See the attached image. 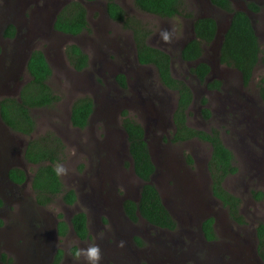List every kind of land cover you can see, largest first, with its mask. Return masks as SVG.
<instances>
[{
	"label": "rangeland",
	"instance_id": "1",
	"mask_svg": "<svg viewBox=\"0 0 264 264\" xmlns=\"http://www.w3.org/2000/svg\"><path fill=\"white\" fill-rule=\"evenodd\" d=\"M71 1L0 0V30L11 22L21 27L23 35L20 40H0V66L9 68L16 50L23 53L24 59L33 49L42 50L53 71L49 85L58 96L53 106L32 110L36 129L31 136L0 123V159H14L19 153L17 164L28 165L31 177L36 166L23 158L24 146L31 139L54 132L64 145L56 163L68 170L60 176L63 187L76 193L73 204H66L60 195L51 204L39 205L31 180L27 187L18 188L17 200L7 202L1 209L0 237L8 242L0 239V255L7 259L6 264H50L59 250L60 264H77L75 252L91 244L101 249L102 264H264L256 238V227L264 222V103L259 90L264 64L256 67L249 84L244 86L237 70L217 63L214 41L206 45L201 60L212 69L207 80L219 79L223 83V90L215 93L205 90L204 84L190 73L194 63L180 56L184 43L193 36L195 18L209 16L226 21L230 14L211 6L208 0H184L178 16L161 18L138 9L134 0H117L129 17L149 29L148 42L171 55L173 75L191 86L194 102L188 124L206 131L217 129L233 152L237 172L225 179L224 186L240 198L244 224L234 222L211 192L207 169L210 144L171 140L178 94L162 85L154 66L138 63L132 31L109 18L106 1L77 0L87 10L88 30L77 36L55 31L56 14ZM241 1L245 0H235L234 8L242 9ZM259 1L258 12L248 10L264 46V0ZM32 19L36 21L35 28L28 29ZM163 30L171 32V42L160 39ZM73 43L89 59L82 71H77L65 54V47ZM119 74L125 76L126 88L117 81ZM11 76L14 86L30 80L24 61ZM233 94L241 105L236 109V105H228ZM84 96L91 97L95 107L88 126L79 129L72 126L70 112L74 101ZM203 98L211 110L208 120L202 116ZM123 111L145 128L156 165L152 180L177 223L174 230L156 227L141 217L131 222L124 214V200L137 201L143 181L133 169L121 123ZM188 155L193 158L191 164ZM259 193L262 198L256 197ZM78 212L87 216L89 237L79 239L71 229L60 236L58 222L63 219L70 224ZM211 216L216 221L217 237L208 241L201 225Z\"/></svg>",
	"mask_w": 264,
	"mask_h": 264
},
{
	"label": "trees",
	"instance_id": "2",
	"mask_svg": "<svg viewBox=\"0 0 264 264\" xmlns=\"http://www.w3.org/2000/svg\"><path fill=\"white\" fill-rule=\"evenodd\" d=\"M105 1L109 18L122 23L126 29L132 31L138 63L154 66L162 85L178 94L173 112L175 130L171 140L182 143L196 139L210 144L211 155L207 169L211 181V192L227 208L229 216L234 222L244 224L245 220L240 213V198L224 186L225 179L237 172L233 152L224 144L217 129L213 128L206 131L191 127L188 124V117L191 114L190 107L194 102V93L184 79L173 75L171 55L164 49L155 47L148 42L149 29L140 20L129 17L117 0ZM210 1L222 12L232 14L230 27L224 34L220 47V64L237 70L241 74L244 85L247 86L256 67L259 64H264V46H261L253 21L246 12L236 10L230 0ZM134 3L143 12L161 18H173L181 13L184 0H134ZM249 9L258 12L259 6L250 3ZM54 29L72 36H77L88 30L87 10L83 4L77 0H72L63 6L54 21ZM192 29L193 36L184 43L181 49V59L185 62L194 63L189 71L199 83L206 84L208 89H220L222 81L219 79H213L206 83L211 72V66L206 61L201 60L204 47L214 41L217 20L209 16L197 17L194 19ZM15 32V27L9 25L5 30V36L14 37ZM65 54L70 64L77 71H82L88 66V56L79 45L69 44L65 47ZM26 69L30 75V80L22 86L18 96L5 97L0 101V117L2 122L12 131L31 136L36 129L32 110L53 106L57 102L58 96L49 85L53 71L42 50L33 49L30 52ZM117 81L122 88L127 87L123 74L117 76ZM259 90L264 103V76L259 81ZM201 104L203 105L202 116L206 120L210 119L211 110L207 107V99L203 98ZM94 107V101L89 96L76 99L70 112L72 126L79 129L86 128L94 112ZM121 115V123L127 135L128 151L134 172L144 182L137 201L132 199L124 201L126 215L132 222H137L141 217L156 227L174 230L177 223L164 204L157 186L152 181L156 166L150 153L145 128L129 117L127 111H123ZM63 149L62 140L54 132L31 139L28 142L24 156L29 164L36 166L31 183L39 205L51 204L60 195L66 204H73L76 201L75 191L72 189L65 190L61 177L54 172ZM187 160L190 164L193 163L192 156L188 155ZM9 174L17 183H22L26 179L25 172L19 168L11 169ZM256 197L262 198V193L257 194ZM61 217L62 215H60ZM214 224L215 218L212 216L207 217L202 222L201 229L208 241H213L217 237ZM57 228L60 236H65L71 229L82 240L89 237L87 216L84 212L75 213L70 219V224L61 219ZM256 238L257 250L264 262V222L259 223L256 227ZM61 257L62 250H59L50 264H60Z\"/></svg>",
	"mask_w": 264,
	"mask_h": 264
},
{
	"label": "flooded vegetation",
	"instance_id": "3",
	"mask_svg": "<svg viewBox=\"0 0 264 264\" xmlns=\"http://www.w3.org/2000/svg\"><path fill=\"white\" fill-rule=\"evenodd\" d=\"M94 1H97V0H94ZM94 1H88V2H94ZM231 2H232V5L234 4V5H236V2H235V0H230ZM244 2V3H243ZM209 3H210V5L211 6H213V7H215V8H217V9H219L218 7H216V6H214L212 3H211V1H209ZM250 3H255V4H257V5H259V6H261L260 4H261V1H259V0H245V1H241V4H243V6L245 7H247L248 9H249V4ZM234 5H233V7H234ZM63 7V6H62ZM62 7L59 9V11L62 9ZM236 7V6H235ZM235 9H238V10H240L239 8H235ZM59 11H58V13H59ZM221 11V10H220ZM57 13V14H58ZM224 14H226V15H228V13H226V12H223ZM56 14V15H57ZM228 19V18H227ZM34 22H36V21H34L33 19H32V22H31V25L29 24V26L27 27L28 29L30 28V27H32V28H35V23ZM217 22L219 23V24H221V25H226V23H227V20L226 21H224V20H221V21H218L217 20ZM13 25L14 27H15V30H16V32H15V36L14 37H8V36H5V30H6V28L9 26V25ZM1 32H0V40L2 39L3 41H5V40H13L14 38H16V39H18V40H20V38H23V35L22 34H20L21 33V27H19L18 26V24H14V23H6L5 25H4V27H3V29L2 30H0ZM28 39H30V38H28ZM28 41V40H27ZM23 42V41H22ZM2 52H3V49H1L0 48V53L2 54ZM29 52V50H26V52H25V55H27V53ZM4 53H5V51H4ZM22 55H23V53L22 52H20L19 50H16V53H14V57H13V59L11 58V65H9V68H3V67H1L0 68V80H2V83H0V101L3 99V98H5V97H14V96H12V94H14L15 96L17 95H19V93H20V90H21V88H22V86L26 83H23V84H21V85H13V84H11V82L12 83H14L11 79L13 78L12 76H11V73H12V71L14 70V69H18V70H20L21 68H22V66H23V61H24V64L26 63V58L24 59L23 57H22ZM29 56V55H28ZM210 74H211V72H210ZM209 74V75H210ZM209 75H208V77H209ZM239 75H240V80H241V82H242V85H244V83H243V80H242V77H241V74L239 73ZM208 77H207V79H208ZM206 79V83L207 82H209L208 80ZM29 81V80H28ZM199 82V81H198ZM20 86V87H19ZM204 88H205V90H207L208 92H217L218 93V91L219 90H223V83H222V85H221V88L220 89H208L207 88V86H206V84H204ZM245 86V85H244ZM238 98H237V95L236 94H233V95H230L229 96V99H228V105H230L231 107H234L235 105H236V107L234 108V109H236V108H239L241 105L240 104H237L238 103ZM0 123H2V120H1V117H0ZM174 123V122H173ZM175 126V125H174ZM175 130V129H174ZM193 140H196V139H193ZM199 141V140H198ZM27 145H28V143L24 146V148H23V151H22V156H23V158L25 159V156H24V153H25V150H26V148H27ZM17 157H18V159H17ZM17 157L16 158H11V157H2V159H0V216H1V209H2V207L5 205V204H7V202H15L16 200H17V193L20 191L18 188H20V187H23V188H25V187H27V185H28V182H29V180H31L32 181V176L31 177H29V172H28V165H27V167L26 166H22L23 165V163L21 164V166H19L17 163V161L18 160H20V156H19V153H17ZM26 161V160H25ZM10 164V165H9ZM7 165H9V169H8V166ZM14 168H19V169H21V170H23L24 172H25V174H26V179H25V181L24 182H22V183H17V182H15L11 177H10V174H9V172H10V170L11 169H14ZM27 170V171H26ZM2 174H4L3 176H2ZM31 186H32V183H31ZM34 190V189H33ZM34 193H35V191H34ZM125 201V200H124ZM124 203V202H123ZM123 211H124V214H125V216L129 219V217L126 215V212H125V210H124V205H123ZM130 221H131V219H129ZM132 222V221H131ZM1 223V222H0ZM0 227H2V224L0 225ZM214 227L216 228V221H215V224H214ZM57 228V227H56ZM167 230V229H166ZM57 231H58V228H57ZM0 239H6V238H4V237H0ZM80 239V238H79ZM6 242H8V239H6ZM54 259V258H53ZM52 259V260H53ZM6 262H7V259L6 260H4L3 259V255H0V264H6Z\"/></svg>",
	"mask_w": 264,
	"mask_h": 264
},
{
	"label": "clouds",
	"instance_id": "4",
	"mask_svg": "<svg viewBox=\"0 0 264 264\" xmlns=\"http://www.w3.org/2000/svg\"><path fill=\"white\" fill-rule=\"evenodd\" d=\"M159 35L164 43H169L172 40V34L168 30L161 31ZM67 171L62 164H58L54 168L57 176L65 175ZM74 259L77 264H81V262L82 264H102V252L98 245L91 244L86 248H79L74 254Z\"/></svg>",
	"mask_w": 264,
	"mask_h": 264
},
{
	"label": "water",
	"instance_id": "5",
	"mask_svg": "<svg viewBox=\"0 0 264 264\" xmlns=\"http://www.w3.org/2000/svg\"><path fill=\"white\" fill-rule=\"evenodd\" d=\"M210 0H208L209 2ZM210 4V3H209ZM244 12H246L249 16H250V11L248 10L247 7H243L242 9H240ZM251 17V16H250ZM56 18V17H55ZM231 18H232V14L229 15L228 19H227V23L226 25H224L225 27H221V24H219L217 22V31H216V35H215V38H214V45L217 49V63L220 64V61H219V53H220V47L222 45V41L224 39V34L227 32L228 28L230 27V24H231ZM54 28V27H53ZM56 31V30H55ZM29 58V57H28ZM27 58V60H28ZM27 60H26V63L27 64ZM212 70V69H211ZM151 153V152H150ZM155 164V163H154ZM156 166V165H155ZM153 181V180H152ZM144 184V182L142 183V185Z\"/></svg>",
	"mask_w": 264,
	"mask_h": 264
}]
</instances>
